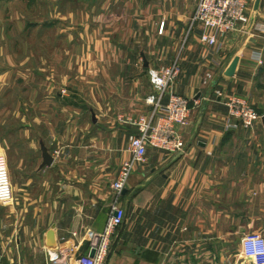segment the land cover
<instances>
[{
    "label": "crops",
    "instance_id": "crops-1",
    "mask_svg": "<svg viewBox=\"0 0 264 264\" xmlns=\"http://www.w3.org/2000/svg\"><path fill=\"white\" fill-rule=\"evenodd\" d=\"M42 1L45 27L62 20L61 33L75 32L77 41L50 46L56 67L45 74V95L31 90L14 107L21 181L16 198L0 204V264H75L91 252L117 199L111 185L130 157L129 137L138 133L126 117L151 111L149 69L175 59L181 71L170 90L192 104L183 149H148L118 199L125 219L105 264H264L242 252L245 234L264 235V33L245 26L203 43V27L189 29L198 0ZM256 1L251 22L264 24V0ZM18 2L0 0V18ZM10 13L19 26L20 11ZM60 84L68 91L54 92ZM232 95L260 112L252 128H225ZM2 119L0 158L8 162ZM67 246L76 253L50 260Z\"/></svg>",
    "mask_w": 264,
    "mask_h": 264
},
{
    "label": "built area",
    "instance_id": "built-area-1",
    "mask_svg": "<svg viewBox=\"0 0 264 264\" xmlns=\"http://www.w3.org/2000/svg\"><path fill=\"white\" fill-rule=\"evenodd\" d=\"M251 0H198L191 16L190 29L197 25L203 27L200 41L214 45L217 34H226L237 28L248 26V30L264 33L263 23H252L249 13ZM181 66L178 59L159 68L149 69V79L152 92L146 97V103L151 106L149 113L129 116L126 119L136 126L138 133L129 137L130 157L121 165L117 178L111 187L117 196L113 211L104 230L98 235L91 247V252L79 253L75 264H104L111 249L113 236L125 219V208L118 203L130 176L140 165L147 163L150 147L165 152H177L183 149L181 128L190 122L192 113L191 100L170 90L180 74ZM167 98V100H165ZM227 119L225 128L237 126L252 128L261 117L260 112L245 97L232 95L225 101ZM14 199V189L7 168L0 166V204ZM242 252L247 259L255 263L264 262V235L260 232H250L242 239ZM75 254L73 246L61 247L49 258L56 262L61 258Z\"/></svg>",
    "mask_w": 264,
    "mask_h": 264
},
{
    "label": "rangeland",
    "instance_id": "rangeland-1",
    "mask_svg": "<svg viewBox=\"0 0 264 264\" xmlns=\"http://www.w3.org/2000/svg\"><path fill=\"white\" fill-rule=\"evenodd\" d=\"M8 6L7 4L1 9L6 13V17L0 18V121L2 118L6 119L8 162H3L0 158V166L9 171L16 198V188L21 180L16 177L15 170L20 156L13 155L14 107L18 105L21 97L23 101L28 102L31 90L40 92L41 98L45 95L48 86L45 74L50 71L51 65L55 66V62L48 63L52 53L50 46L70 40L76 42L77 36L75 32L68 36L61 33L62 20H57L58 23L53 27H45L47 9L42 0H21V2ZM11 10L12 12L20 11L22 16L20 15L21 24L19 26L14 27ZM190 24L191 22L189 29ZM36 73L38 78H36ZM30 75H33L34 79H30ZM63 88L62 84L57 85L54 92L68 91V86L66 89ZM25 106L28 108V105L25 104ZM27 118H30L29 112H27ZM0 147L4 149L3 142Z\"/></svg>",
    "mask_w": 264,
    "mask_h": 264
},
{
    "label": "water",
    "instance_id": "water-1",
    "mask_svg": "<svg viewBox=\"0 0 264 264\" xmlns=\"http://www.w3.org/2000/svg\"><path fill=\"white\" fill-rule=\"evenodd\" d=\"M258 4H259V0L256 1V7L258 6ZM236 66H237V61L234 60L233 63L228 68V70L226 71V75L232 76L235 73ZM205 106H204V108H205ZM43 157H44V164L45 165L52 164L53 157L49 154V152L46 149L43 151ZM90 254H91V256H94L95 255V249H93Z\"/></svg>",
    "mask_w": 264,
    "mask_h": 264
}]
</instances>
